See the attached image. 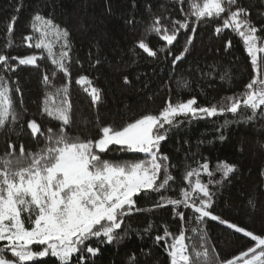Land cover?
<instances>
[{"label": "trees", "instance_id": "trees-1", "mask_svg": "<svg viewBox=\"0 0 264 264\" xmlns=\"http://www.w3.org/2000/svg\"><path fill=\"white\" fill-rule=\"evenodd\" d=\"M238 4L249 11L257 27L264 24V0H238ZM181 7L188 11L187 0L183 5L176 0H0V51L18 57L39 53L28 48L23 40L32 34L31 23L37 13L67 29L72 45L69 64L72 124L68 132L83 139H95L98 124L119 128L144 114H158L169 99L175 103L195 98L198 106H211L223 97L242 92L253 77L241 39L228 29L216 34L215 27L222 21H203L195 26L194 33L181 30L174 44L164 51L159 49L165 41L156 34L147 36L149 46L157 51L154 58L136 47L140 39H145V30L154 17H161L162 23L170 28L173 19L184 18ZM13 17H16L14 43L5 50L7 25ZM190 36L188 51L174 65V57L184 50ZM228 41L231 47L226 48ZM37 65L19 66L15 72L0 69V75L18 82L20 94L13 91V97L22 113L15 130L7 127L0 130V156L10 151L9 144L14 145L17 154L21 144L32 152L43 146L42 137L31 136L27 128L30 120H35L43 131L49 127L58 129L57 121L41 115L45 93L52 91L43 84V75L51 76L53 65L47 58L38 60ZM81 75L88 76L101 89L102 99L97 105L76 85ZM125 77L128 83L124 82ZM178 81H186L188 86L178 87ZM65 82L63 74L57 73L54 84L59 87ZM12 86L14 89L17 84ZM226 119L230 121L227 125ZM240 120L241 117L231 114L190 119L168 131L160 152L174 166L170 170L175 181L170 185L176 191L163 194L177 198L179 188L186 186L182 179L186 168H195L200 162L206 160L212 170L218 162L235 165V171L227 179L211 185L214 196L209 211L264 237V118L258 116L251 123ZM104 158L134 160L143 159L144 155L113 150ZM201 178L204 182L208 180L206 175ZM214 179L220 180L221 174L216 173ZM158 199L155 193L138 198L137 207L142 211L126 217L120 233L123 239L112 244L94 241L93 246L99 247L100 252L90 257L87 264H170L164 242L157 243L155 237L163 235L165 226L174 235L183 227L186 235L193 236L191 229L196 225L190 219L191 210H176L185 213L182 222L174 216L171 205L153 207ZM149 225L151 228L146 231ZM200 227L206 231L209 253L214 248L221 260L232 259L254 246L250 238L211 218H205ZM194 239L199 245L198 238ZM35 264H58V261L48 257Z\"/></svg>", "mask_w": 264, "mask_h": 264}, {"label": "snow or ice", "instance_id": "snow-or-ice-1", "mask_svg": "<svg viewBox=\"0 0 264 264\" xmlns=\"http://www.w3.org/2000/svg\"><path fill=\"white\" fill-rule=\"evenodd\" d=\"M176 2L183 5L186 0ZM187 3V12L181 7L184 18L173 19L170 28L162 23L161 17H154L145 30V39H140L136 47L154 58L157 51L149 46L147 36L156 34L165 41L164 47L159 49L164 51L174 44L181 30L194 33L195 26L203 21H222L215 27L216 34L228 29L241 39L250 58L253 77L242 92L223 97L211 106H198L195 98L175 103L169 99L158 114H144L119 128L98 124L95 139H83L68 132L72 124L69 97L72 45L67 29L37 13L31 23L32 34L23 40L28 48L39 50V53L18 57L0 51V69L6 72H15L19 66H38L37 61L45 58L51 62L52 74L45 73L42 82L52 91L45 93L41 115L59 124L56 130L49 127L43 131L35 120L28 121L31 136L34 139L42 137L43 146L32 152L26 151L21 144L17 154L14 145L9 144L10 151L0 156V264H35L48 257L55 258L58 264H87L90 257L100 252L93 242L112 244L123 239L120 233L126 217L134 211H142L137 207L138 198L153 193L159 195L153 207L171 205L174 216L182 222L185 213L176 210H191L190 219L196 225L191 229L193 236L186 235L183 227L174 235L165 226L163 235L155 237L157 243L164 242L170 264H264V237L209 211L214 196L211 185L227 179L235 171V165L218 162L212 170L206 160L200 162L195 168H186L182 176L186 186L179 188L177 198L163 194L176 191L170 185L175 181L170 170L174 166L160 152L168 131L190 119L231 114L241 117L238 122L251 123L258 116L264 118V24L257 27L238 0H187ZM15 19L13 17L7 25L5 50L13 47ZM191 43L190 36L184 50L174 57V65L184 58L187 45ZM227 47H231V41L227 42ZM57 73L66 78L59 87L54 84ZM124 82L128 83L127 77ZM13 83L17 84L14 89ZM75 83L91 98L93 105L101 102V89L94 86L88 76H79ZM177 83L178 87L188 86L186 81ZM13 91L20 94L18 82H10L0 75V130L6 127L15 130L22 117ZM229 122L226 119L224 123ZM113 150L141 153L144 158H104ZM216 173L221 174L220 180L214 179ZM205 175L207 182L201 178ZM205 218L242 233L254 242V246L228 260H221L214 248L210 254L206 231L200 227ZM150 228L151 225L145 230ZM194 238H198L199 245Z\"/></svg>", "mask_w": 264, "mask_h": 264}, {"label": "rangeland", "instance_id": "rangeland-1", "mask_svg": "<svg viewBox=\"0 0 264 264\" xmlns=\"http://www.w3.org/2000/svg\"><path fill=\"white\" fill-rule=\"evenodd\" d=\"M54 50H57V49H54Z\"/></svg>", "mask_w": 264, "mask_h": 264}]
</instances>
